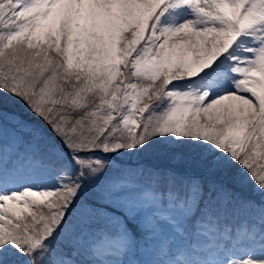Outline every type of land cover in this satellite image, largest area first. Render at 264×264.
I'll return each mask as SVG.
<instances>
[{"label": "snow or ice", "instance_id": "obj_1", "mask_svg": "<svg viewBox=\"0 0 264 264\" xmlns=\"http://www.w3.org/2000/svg\"><path fill=\"white\" fill-rule=\"evenodd\" d=\"M0 264H264V0H0Z\"/></svg>", "mask_w": 264, "mask_h": 264}, {"label": "rangeland", "instance_id": "obj_2", "mask_svg": "<svg viewBox=\"0 0 264 264\" xmlns=\"http://www.w3.org/2000/svg\"><path fill=\"white\" fill-rule=\"evenodd\" d=\"M225 103H227V102H225Z\"/></svg>", "mask_w": 264, "mask_h": 264}]
</instances>
